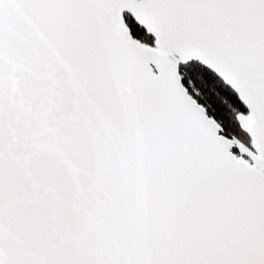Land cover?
<instances>
[{"label":"snow or ice","instance_id":"obj_1","mask_svg":"<svg viewBox=\"0 0 264 264\" xmlns=\"http://www.w3.org/2000/svg\"><path fill=\"white\" fill-rule=\"evenodd\" d=\"M0 264H264V0H0Z\"/></svg>","mask_w":264,"mask_h":264},{"label":"trees","instance_id":"obj_2","mask_svg":"<svg viewBox=\"0 0 264 264\" xmlns=\"http://www.w3.org/2000/svg\"><path fill=\"white\" fill-rule=\"evenodd\" d=\"M233 100H234V101H236V98H235V96H233ZM236 103L238 104V101H236Z\"/></svg>","mask_w":264,"mask_h":264}]
</instances>
